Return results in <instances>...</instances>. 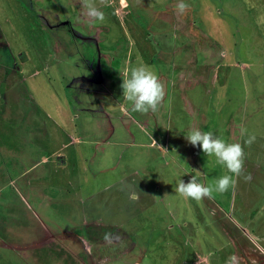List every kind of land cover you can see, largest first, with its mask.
<instances>
[{
  "label": "rangeland",
  "instance_id": "rangeland-1",
  "mask_svg": "<svg viewBox=\"0 0 264 264\" xmlns=\"http://www.w3.org/2000/svg\"><path fill=\"white\" fill-rule=\"evenodd\" d=\"M178 2L94 0L90 25L80 0H0V264H264V0ZM140 65L165 86L156 112L123 97ZM195 128L245 151L199 202L177 182L226 169Z\"/></svg>",
  "mask_w": 264,
  "mask_h": 264
},
{
  "label": "clouds",
  "instance_id": "clouds-1",
  "mask_svg": "<svg viewBox=\"0 0 264 264\" xmlns=\"http://www.w3.org/2000/svg\"><path fill=\"white\" fill-rule=\"evenodd\" d=\"M188 5L179 0L175 5L178 14H184ZM80 11L82 18L90 25L104 20L103 11L97 7L94 0H80ZM123 97L131 102V111L147 114L149 111L156 112L164 101L165 86L158 75L148 66L140 65L122 75ZM240 135H248L247 129L241 127ZM185 139L194 147L201 148L207 156H214L217 164L226 169V173L215 179L213 185L206 186L198 177L199 170H194L193 175L188 182L183 179L177 182L176 193L185 199H193L197 202L208 198L213 199L214 193L223 194L234 188L238 179L244 174L245 151L241 143H228L222 137L215 135L211 131H201L198 128L190 130ZM255 141L254 135H248L244 141L245 145L250 146ZM249 180L250 176H244ZM110 233L105 234L108 240ZM225 264H239L238 257L231 255L225 261Z\"/></svg>",
  "mask_w": 264,
  "mask_h": 264
},
{
  "label": "crops",
  "instance_id": "crops-1",
  "mask_svg": "<svg viewBox=\"0 0 264 264\" xmlns=\"http://www.w3.org/2000/svg\"><path fill=\"white\" fill-rule=\"evenodd\" d=\"M97 44H98V42H97ZM99 59H100V54H99V57H98V61H99ZM100 62V61H99ZM99 74H100V76H101V78L103 77V79L105 80V77H104V75H103V73H102V71L99 69V72H98ZM100 78V79H101ZM102 79V81L104 82V80ZM101 81V83H103ZM52 232V230L50 229V230H48V233H51ZM71 233V232H70ZM76 235V237H82V234H77V233H75ZM93 247H94V244L92 243V244H90V246H88V243L85 245V247L83 248L84 250H85V254L86 255H89L90 256V260L92 261V259H91V257H93ZM75 254H77V253H75ZM94 260V259H93ZM201 260V258H199L197 261H200ZM82 264H86V263H82Z\"/></svg>",
  "mask_w": 264,
  "mask_h": 264
}]
</instances>
